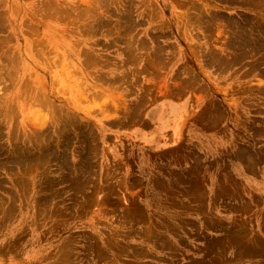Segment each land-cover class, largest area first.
Instances as JSON below:
<instances>
[{"label": "rangeland", "instance_id": "rangeland-1", "mask_svg": "<svg viewBox=\"0 0 264 264\" xmlns=\"http://www.w3.org/2000/svg\"><path fill=\"white\" fill-rule=\"evenodd\" d=\"M260 1L0 0V264H264Z\"/></svg>", "mask_w": 264, "mask_h": 264}, {"label": "bare ground", "instance_id": "bare-ground-1", "mask_svg": "<svg viewBox=\"0 0 264 264\" xmlns=\"http://www.w3.org/2000/svg\"><path fill=\"white\" fill-rule=\"evenodd\" d=\"M260 4H262L263 5V0L262 1H260ZM261 8H262V6H261ZM263 9H264V7H263ZM260 13V12H259ZM186 14V13H185ZM262 17V16H261ZM253 19H254V17H253ZM249 21H251V20H249ZM249 21H248V24H249ZM251 24L250 25H252L251 27H248L247 25H246V23L244 22V21H242V22H240L239 24H238V33H239V45H241L242 47H248V50H255V51H258V52H260L261 51V53H260V58L262 59V58H264V22H261V21H258L257 22V20H253V21H251L250 22ZM150 29V28H149ZM152 32V31H151ZM152 35H154V33L152 34ZM151 37H153V36H151ZM155 39V38H154ZM139 40V39H138ZM237 40V39H236ZM150 42V41H149ZM138 43H140V42H138ZM236 44V43H235ZM247 44V45H246ZM139 46H140V44H139ZM161 52V51H160ZM142 53V52H141ZM153 54V53H152ZM164 54V53H163ZM162 54V55H163ZM139 56V55H138ZM152 56V55H151ZM153 57V56H152ZM166 58H168V57H166ZM165 59V58H164ZM148 60H150V58H148ZM168 60H169V58H168ZM160 61V60H159ZM152 62V61H151ZM157 62V61H156ZM162 62V61H161ZM164 62H166V60H164ZM167 63V62H166ZM149 64H150V62H149ZM254 65V64H253ZM253 69V68H252ZM256 69V68H255ZM74 118V117H73ZM67 121V120H66ZM69 121V120H68ZM73 121V120H72ZM66 123H68V122H66ZM70 123V122H69ZM71 124V123H70ZM80 124H81V122H80ZM67 125H69V124H67ZM88 125V124H87ZM66 126V125H65ZM77 126V125H76ZM80 127H81V125H79ZM82 126H84V125H82ZM90 126V125H89ZM88 126V127H89ZM77 128H79V127H77ZM72 129V128H71ZM81 129V128H80ZM80 129H79V131H80ZM66 130V129H65ZM64 129H63V132L65 131ZM78 130V129H77ZM84 130V129H83ZM88 130H89V128H88ZM72 132H73V130H71ZM82 131V130H81ZM67 132V131H66ZM83 132H85V131H83ZM87 132V131H86ZM65 133V132H64ZM87 133H89V132H87ZM80 134V133H79ZM82 134V133H81ZM80 134V135H81ZM85 134V133H84ZM86 135V134H85ZM84 136V135H83ZM87 137L89 136V135H86ZM70 137V136H69ZM80 137V136H79ZM85 137V136H84ZM93 137V136H92ZM64 138H65V136H64ZM75 138V137H74ZM81 138V137H80ZM88 139V138H87ZM94 139V138H93ZM92 140V139H91ZM9 203V202H8Z\"/></svg>", "mask_w": 264, "mask_h": 264}]
</instances>
